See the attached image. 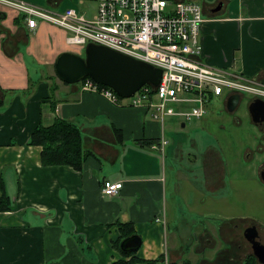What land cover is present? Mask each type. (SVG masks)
<instances>
[{"label":"crops","instance_id":"0c3cea01","mask_svg":"<svg viewBox=\"0 0 264 264\" xmlns=\"http://www.w3.org/2000/svg\"><path fill=\"white\" fill-rule=\"evenodd\" d=\"M23 1L94 16L100 0ZM190 1L203 7V61L264 80V0ZM23 18L0 6V177L12 202L9 211L0 212V264H112L124 257L117 248L120 222H133L142 239L135 253L141 261L167 255L170 264H245L247 257L256 258L244 232L256 226L264 241V219L236 217L241 203L247 209L251 204L245 196L238 199L234 178L225 181L224 167L233 160L212 146L200 151L202 160L195 154L183 160L186 172L177 173L182 185H173L177 202L169 210L184 214L187 223L177 216L168 222L166 122L151 118L145 106L114 103L83 91L80 83L62 82L54 70L57 56L77 48L61 28L41 22L31 29ZM56 118L80 127L93 153L82 170L45 166L42 147L28 144L37 125ZM259 128L264 131V124ZM161 138L168 140L163 150L154 147ZM252 141L255 149H248L247 159L264 154V142ZM263 170L264 160L260 174ZM105 180L122 181L123 187L107 196ZM168 226L176 230L171 239Z\"/></svg>","mask_w":264,"mask_h":264},{"label":"built area","instance_id":"2783aa9c","mask_svg":"<svg viewBox=\"0 0 264 264\" xmlns=\"http://www.w3.org/2000/svg\"><path fill=\"white\" fill-rule=\"evenodd\" d=\"M97 13L86 17L74 8L58 12L23 0H0V6L23 14L29 28L41 22L67 33V43L84 48L89 43L106 46L162 69L158 86L146 84L122 98L112 88L87 77L83 91L100 94L114 103L128 100L129 106L143 107L151 118L165 123L170 118L190 121L207 113L210 94H249L264 99V81L206 64L202 59L203 7L190 0H100ZM168 140L154 144L163 150ZM122 181L105 180L102 192L118 194ZM157 220H160L157 218ZM160 264H170L167 255Z\"/></svg>","mask_w":264,"mask_h":264},{"label":"rangeland","instance_id":"374dc122","mask_svg":"<svg viewBox=\"0 0 264 264\" xmlns=\"http://www.w3.org/2000/svg\"><path fill=\"white\" fill-rule=\"evenodd\" d=\"M83 12L85 11L83 10ZM86 16L93 17V15L90 16V14ZM227 100V94H223L220 97L213 96L212 100L208 102V112L203 117L195 118L190 121L172 118L168 119L165 123L167 138L170 140V146L167 147V152H163L164 155L166 154L165 157L167 160L165 172L168 177L167 190L169 195L167 196H169L168 201L170 206L167 204H164V206L165 209L168 210V222L175 219L177 216V219H182L180 224L186 225L187 218L184 214H175V212L172 213L171 210H169L171 207L174 208L173 202H177V195L175 193L171 195L170 192L174 190L173 185L175 186V183H179L181 180L177 173L186 172L185 169H183L185 167L183 160H187L189 156L194 158V154L198 157V160H202L203 154H200V151L206 150L208 146L219 149L221 152L220 155H222L225 160H233L232 165L224 167L225 181L231 182V179L234 178L233 180H236L234 182L236 186L238 185L239 189L237 193L238 199L241 200L243 196L249 198L248 203H250L251 206L247 209V207L241 203L239 206L240 208L238 207L236 209V217L239 215H247L249 217L263 216L262 219H264V181L260 179L259 172V166L264 160V154L262 155L254 152L252 158H246L248 149L250 147L255 149L256 143H253L252 140L264 142V131L256 127L249 115L248 106L252 101L251 95L243 94L241 103L236 108L234 114L228 111ZM236 119L242 121V126L236 123ZM183 122L185 123L184 127L182 126ZM179 149H181L180 152ZM170 150L171 156H169ZM171 160H176L175 166H172L174 163ZM247 160H252L254 164L249 166L250 162ZM160 162L161 168H163L162 158ZM201 168V165L200 168H197L200 173L202 171ZM173 173H175L174 176ZM231 174H233V176ZM194 175L195 174L192 173V176ZM229 213H233V210L230 209ZM175 231L174 228L168 226L166 232L168 233L169 239L172 238V234H174ZM177 264H183V261L180 260Z\"/></svg>","mask_w":264,"mask_h":264},{"label":"water","instance_id":"95a60500","mask_svg":"<svg viewBox=\"0 0 264 264\" xmlns=\"http://www.w3.org/2000/svg\"><path fill=\"white\" fill-rule=\"evenodd\" d=\"M54 70L62 82L75 84L86 77H91L94 81L115 90L122 98L133 95L146 84L158 86L162 77L161 68L95 43L87 44L83 56L74 51L61 53L57 56ZM240 100V94L230 96L227 101L228 111H234ZM248 109L254 124H264L263 99H254ZM260 176L264 181V170ZM244 233L252 245L255 257L264 264V243L261 241L257 227H248ZM141 246V237L134 234L121 242L120 250L134 252Z\"/></svg>","mask_w":264,"mask_h":264},{"label":"trees","instance_id":"16d2710c","mask_svg":"<svg viewBox=\"0 0 264 264\" xmlns=\"http://www.w3.org/2000/svg\"><path fill=\"white\" fill-rule=\"evenodd\" d=\"M212 98L213 95L210 94V101ZM29 136V145L42 147L40 162L45 166L67 165L82 170L86 159L93 155L92 151L84 146L80 127L66 119L56 118L51 125L39 124ZM11 207L12 202L6 194L4 180L0 177V212L9 211ZM132 223H119L121 235L117 248L124 257L112 264H160V260L141 261L137 259L135 257L137 251L123 252L120 250L121 241L135 234ZM245 264H257V260L254 256H249Z\"/></svg>","mask_w":264,"mask_h":264},{"label":"flooded vegetation","instance_id":"af4514ba","mask_svg":"<svg viewBox=\"0 0 264 264\" xmlns=\"http://www.w3.org/2000/svg\"><path fill=\"white\" fill-rule=\"evenodd\" d=\"M261 125H263V124H260L259 127H260ZM246 229H247V228H246ZM260 234H261V232H260ZM262 242L264 243V241H263V236H262Z\"/></svg>","mask_w":264,"mask_h":264}]
</instances>
